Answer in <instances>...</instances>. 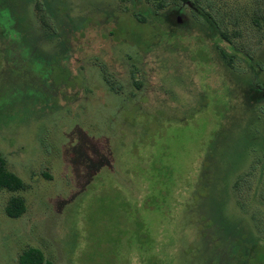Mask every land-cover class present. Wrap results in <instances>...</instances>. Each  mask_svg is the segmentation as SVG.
I'll list each match as a JSON object with an SVG mask.
<instances>
[{
  "label": "rangeland",
  "instance_id": "1",
  "mask_svg": "<svg viewBox=\"0 0 264 264\" xmlns=\"http://www.w3.org/2000/svg\"><path fill=\"white\" fill-rule=\"evenodd\" d=\"M193 1L0 0V264H264V0Z\"/></svg>",
  "mask_w": 264,
  "mask_h": 264
},
{
  "label": "trees",
  "instance_id": "2",
  "mask_svg": "<svg viewBox=\"0 0 264 264\" xmlns=\"http://www.w3.org/2000/svg\"><path fill=\"white\" fill-rule=\"evenodd\" d=\"M172 0H161L160 7H167ZM201 9L208 11L211 15L214 16V12L217 11L220 15V7L217 6L216 0H194ZM259 2V1H258ZM262 2H259L258 5L259 14L258 16H253L251 21L253 26H257L258 28L262 27V21L264 20V11L261 6ZM139 17V16H138ZM221 17V16H219ZM217 18L218 26L223 25V19ZM140 20V19H139ZM142 21V20H140ZM236 23H239L236 22ZM264 24V22H263ZM221 33L225 36L228 35L226 30H222ZM258 76L262 78L261 72L258 71ZM25 188L24 180L15 172L11 171L7 167V161L5 157L0 153V191L1 190H9L12 192H16ZM7 214L11 217H19L26 210V201L23 197L19 195H14L9 198L6 208ZM19 261L21 264H53L51 261L46 260L45 254L39 248L30 247L23 251V253L19 257Z\"/></svg>",
  "mask_w": 264,
  "mask_h": 264
}]
</instances>
